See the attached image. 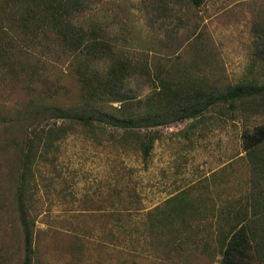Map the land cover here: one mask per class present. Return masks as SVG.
<instances>
[{
	"label": "rangeland",
	"instance_id": "1",
	"mask_svg": "<svg viewBox=\"0 0 264 264\" xmlns=\"http://www.w3.org/2000/svg\"><path fill=\"white\" fill-rule=\"evenodd\" d=\"M0 21V264H23L16 146L34 131L50 144L40 140L29 151L32 162L18 183L32 231L31 264H220L217 238L251 188L243 135L264 125V104L260 95L233 107L219 97L238 85L264 87V45L253 34L264 23V0H93L77 24L96 30L112 58L137 69L121 102L79 83V70L105 81L109 58L67 56L45 48V40L31 46L29 34L1 14ZM162 79L213 100L195 117L160 113L131 129L108 119L45 118L27 119L17 131L32 107L81 101L141 120L149 106L166 103ZM133 128L138 138L129 135Z\"/></svg>",
	"mask_w": 264,
	"mask_h": 264
},
{
	"label": "trees",
	"instance_id": "2",
	"mask_svg": "<svg viewBox=\"0 0 264 264\" xmlns=\"http://www.w3.org/2000/svg\"><path fill=\"white\" fill-rule=\"evenodd\" d=\"M191 1L195 6H199L202 0ZM92 6L93 0H0V14L5 17L6 22L15 25L23 35H30L29 43L31 46L36 45L37 41H39L37 45L41 46L42 43L40 42L45 40V48L52 51L51 48L54 45L67 56L83 55L87 60L91 56L109 58L110 65L105 73V81L96 75L91 77L88 75L86 78L85 74H88L86 70L77 71L81 89L88 93L91 92L93 95L99 90L101 95H108L111 101H126L127 98L122 92V87H124L131 72L137 69L130 60L119 57L112 58L109 47L99 42L96 30H87L77 24V18L91 10ZM262 27H264V23L261 26L260 24L255 25L253 34L264 45V28ZM26 43H28L27 40ZM159 82L161 84L159 98L166 103L160 108L149 106L143 116L140 115L138 118L141 120H135L137 119L135 116L118 117L101 110L100 106L93 107L80 100V104L65 109L32 107L24 115L26 120H17L18 130L17 128L16 130L23 133L22 124H25L27 119H30L31 124H33L36 120L45 118L80 119L83 122L93 118L108 119L113 126L131 129L129 127H139L140 124L158 118L160 113L163 116L176 115L177 119L195 117L208 108L213 100L211 97L202 102V91L189 93V89L186 87L187 89L182 93L180 87L172 89L171 84L166 80L162 79ZM185 95H187V100L183 101ZM258 95L262 96V104H264V87L256 90L253 86L238 85L229 88L219 99L224 102L230 101V106L233 107V104L241 102L248 96L256 97ZM89 96L91 97V95ZM179 98L181 101L179 105L173 103ZM248 107L252 108V105L250 104ZM129 119H132L133 125H130L131 120ZM132 130L133 132L131 131L129 135L138 138L140 131L136 128ZM31 134L33 139L25 141L21 146H16L18 176L16 179L15 213L24 244L23 264H31L32 261V231L22 186L18 183L20 180L23 181L25 170L32 162L30 160L32 155L29 156V151L40 140L46 146L50 144V138L47 135L41 138L36 135L38 133L35 131ZM148 149V145H143L145 154H147ZM243 151L249 163L251 188L244 200L245 203L235 213L233 221H228V231L220 233L221 235L217 238L223 249L220 264H264V125L243 135Z\"/></svg>",
	"mask_w": 264,
	"mask_h": 264
}]
</instances>
